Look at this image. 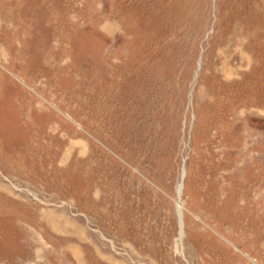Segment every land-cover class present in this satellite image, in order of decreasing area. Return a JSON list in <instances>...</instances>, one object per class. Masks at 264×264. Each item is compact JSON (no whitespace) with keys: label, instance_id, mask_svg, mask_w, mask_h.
Returning <instances> with one entry per match:
<instances>
[{"label":"rangeland","instance_id":"1","mask_svg":"<svg viewBox=\"0 0 264 264\" xmlns=\"http://www.w3.org/2000/svg\"><path fill=\"white\" fill-rule=\"evenodd\" d=\"M0 264H264V0H0Z\"/></svg>","mask_w":264,"mask_h":264},{"label":"water","instance_id":"2","mask_svg":"<svg viewBox=\"0 0 264 264\" xmlns=\"http://www.w3.org/2000/svg\"><path fill=\"white\" fill-rule=\"evenodd\" d=\"M184 177H185V170H184ZM184 177H183V178H184ZM182 190H183V183L181 184V186H180V190L178 191L179 199L181 198ZM179 203H180V201H179Z\"/></svg>","mask_w":264,"mask_h":264},{"label":"bare ground","instance_id":"3","mask_svg":"<svg viewBox=\"0 0 264 264\" xmlns=\"http://www.w3.org/2000/svg\"><path fill=\"white\" fill-rule=\"evenodd\" d=\"M184 173H183V175H182V180H184ZM182 184V183H181ZM181 184H180V186H181ZM180 186H179V190H180ZM178 205H180L179 203H178Z\"/></svg>","mask_w":264,"mask_h":264}]
</instances>
